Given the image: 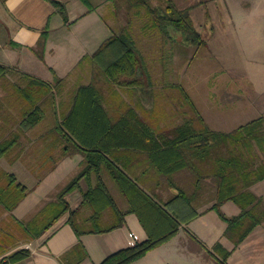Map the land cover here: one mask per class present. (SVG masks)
<instances>
[{
	"label": "trees",
	"instance_id": "16d2710c",
	"mask_svg": "<svg viewBox=\"0 0 264 264\" xmlns=\"http://www.w3.org/2000/svg\"><path fill=\"white\" fill-rule=\"evenodd\" d=\"M50 1L67 21L64 4ZM81 1L87 11L94 9L89 0ZM111 1L116 14L124 12L126 26L103 40L88 62L93 69L98 67L115 86H140L146 79L142 57L130 29L132 15H146L149 24L145 22L143 28H156L169 36L171 30L179 32L188 44L206 43L190 16L191 7L180 8L176 0H157L156 4L152 0ZM46 40L45 30L36 46L31 48L40 60L44 59ZM13 71L18 73L21 82L12 85L18 87L17 93L25 102L20 125V131H24L44 118V104L49 98L55 99L54 88L63 79L54 73L53 82H48L0 63V79ZM197 120L185 119L170 129L158 131L124 102L112 114L94 80L78 84L62 119L52 129L57 135L53 144H62L64 155L81 153L85 166L25 223L26 229L37 237L69 212V222L77 234L103 232L122 226L125 216L134 213L146 230L147 239L119 249L99 263L128 264L169 240L189 218L198 216L200 213L192 203L208 191L214 203L207 210H215L227 223L226 234L235 244L241 243L264 219L262 199L249 189L264 180V158L254 150L258 146L264 151V119L259 117L229 132L211 129L201 116ZM18 137L15 132L0 142V155L8 153ZM105 171L125 198L126 208L119 206L108 189L103 177ZM184 171H190L194 177L191 188L188 183L193 178L183 175ZM92 174L95 175L94 184L82 191L80 206L92 209L87 218L89 226L83 229L73 219L77 209L70 208L65 196L79 186L82 178L89 180ZM4 177L5 183L0 184V203L12 211L27 195L28 188L18 183L12 173H5ZM206 179L213 185L204 184ZM150 180L158 185L156 182L154 187L148 184ZM169 189H174V194L165 200L163 192ZM227 200L240 207L237 215L228 217L221 211V205ZM105 210L111 215L108 222L103 220ZM29 255L28 249H18L1 264L7 261L21 264ZM226 256L228 252L224 258Z\"/></svg>",
	"mask_w": 264,
	"mask_h": 264
},
{
	"label": "crops",
	"instance_id": "0c3cea01",
	"mask_svg": "<svg viewBox=\"0 0 264 264\" xmlns=\"http://www.w3.org/2000/svg\"><path fill=\"white\" fill-rule=\"evenodd\" d=\"M58 1L64 4L67 21L50 0H0V63L48 82H53L54 73L64 80L76 64L83 67L103 40L114 34L115 12L111 0H89L94 6L91 11H87V6L81 0ZM262 1L264 2L248 1L244 6L247 11L253 12ZM220 3L225 11H233L232 6L230 9V1L220 0ZM45 30V53L44 59L40 60L31 48L36 46ZM13 76H16L15 80L12 79ZM91 80L93 78L88 82ZM13 82H21L15 71L0 79V142L10 138L15 132L19 134L17 143L9 152L0 155V184L5 183V173H12L18 183L28 188V192L12 211L6 210L0 203V264L11 253L22 248L28 249L30 255L21 264H99L109 254L147 239V232L134 213L125 216L122 226L103 232L77 234L69 222V212L37 237L28 232L25 223L32 220L43 206L56 197L68 183L64 184L68 176L74 172L78 174L85 166V161L81 153L64 155L63 145L53 144L57 137L55 134H49V138L47 135L42 136L41 146L35 144L36 140L31 132L44 118L33 128L20 131L25 102L18 95V87L12 85ZM78 84L67 93V98L61 96L60 86L54 88L55 99L49 98L44 104L45 111L46 106H49L54 112L55 121L50 129L62 119ZM182 174L193 178L188 183L189 188L193 187L192 173L184 171ZM103 177L119 206L126 208L125 198L106 171ZM94 181V174L89 180L82 178L79 186L65 196L70 208L77 209L73 219L83 229L89 226L87 218L92 209L80 206L82 191L91 183L94 184ZM155 182L150 180L147 183L154 187ZM261 182L249 188L259 197L261 194L258 186ZM204 184L213 185L208 179ZM164 194L171 196L174 189L163 192L165 198ZM208 203L211 206L214 198L212 199L210 192L205 191L192 203L196 212L200 213L198 216L189 218L169 240L128 264H264V258L261 257H264L263 250H259L258 255L254 256L252 253L258 251L259 245L256 244L257 249L251 251L247 240L258 234L264 220L241 243L235 244L225 232L226 221L215 210H207L210 206L200 211L197 209V206ZM221 211L231 217L240 212V207L232 200H227L221 205ZM213 212H216L219 220ZM103 220H111L109 210H105ZM181 236H187L189 242H181ZM261 238L257 236L258 240ZM226 252L228 256L224 258Z\"/></svg>",
	"mask_w": 264,
	"mask_h": 264
},
{
	"label": "rangeland",
	"instance_id": "374dc122",
	"mask_svg": "<svg viewBox=\"0 0 264 264\" xmlns=\"http://www.w3.org/2000/svg\"><path fill=\"white\" fill-rule=\"evenodd\" d=\"M176 1L180 8L191 7L190 16L206 41L204 45L188 44L181 33L173 30L169 36L156 28H143L146 15H132L130 29L142 57L144 83L127 88L115 86L98 67L76 64L59 85L61 96L67 98L76 84L93 78L112 114L124 102L158 131L170 129L185 119L198 122V116L217 131H231L259 117L264 119V2L251 12L244 4L254 0H227L233 10L229 12L219 4L220 0ZM114 20V33H118L127 23L124 12L115 13ZM54 121L53 110L46 106L44 119L31 132L36 145H42V136L54 135L53 128L50 129ZM254 150L264 158L260 147L255 146ZM75 175L74 172L68 176L64 184ZM258 192L264 206V180ZM207 206L210 204L197 209ZM213 215L218 219L216 212ZM257 233L247 239L251 251L259 245L258 251L252 253L254 256L259 250L264 252V221ZM257 236L262 238L258 240ZM181 242L187 243L189 238L181 236Z\"/></svg>",
	"mask_w": 264,
	"mask_h": 264
},
{
	"label": "built area",
	"instance_id": "2783aa9c",
	"mask_svg": "<svg viewBox=\"0 0 264 264\" xmlns=\"http://www.w3.org/2000/svg\"><path fill=\"white\" fill-rule=\"evenodd\" d=\"M7 264H18L16 262L7 261Z\"/></svg>",
	"mask_w": 264,
	"mask_h": 264
}]
</instances>
